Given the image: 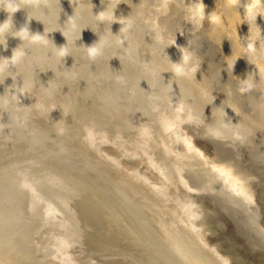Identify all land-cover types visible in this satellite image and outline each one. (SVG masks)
<instances>
[{
  "label": "water",
  "instance_id": "obj_1",
  "mask_svg": "<svg viewBox=\"0 0 264 264\" xmlns=\"http://www.w3.org/2000/svg\"><path fill=\"white\" fill-rule=\"evenodd\" d=\"M13 2L0 0V64L23 52L0 73V264H264V13Z\"/></svg>",
  "mask_w": 264,
  "mask_h": 264
},
{
  "label": "clouds",
  "instance_id": "obj_2",
  "mask_svg": "<svg viewBox=\"0 0 264 264\" xmlns=\"http://www.w3.org/2000/svg\"><path fill=\"white\" fill-rule=\"evenodd\" d=\"M25 3H32L34 0H24ZM238 2V0H228V3L230 5H235ZM3 5L6 8L7 12L9 14H15L18 10H20V6L13 2V0H3ZM264 0H251V3L247 6L246 9V19L249 20H255L257 19L258 14L264 13ZM189 11L191 12L190 20H203L205 16V5L203 4V0H198V2L194 3L189 7ZM101 20L105 19L103 12L100 13ZM213 20H218V17H212ZM10 29V24L8 22L0 23V35H3L4 33L8 32ZM16 36L21 39L22 41L28 40L30 43L37 44V43H47V40L43 35L40 34H31L28 30L18 31L16 33ZM251 47V45H250ZM98 49L97 48H91L89 49V53L95 57L97 54ZM23 55L22 51H14V55L9 59L6 58V62L4 64H0V73H3L5 71V68L8 67L7 60H11L12 64H15ZM58 55L61 57H64L68 55L65 47H62L59 49ZM191 59V56L185 51L183 55V61L186 64ZM182 68L177 67L176 72L177 74L181 73ZM55 110V109H53Z\"/></svg>",
  "mask_w": 264,
  "mask_h": 264
}]
</instances>
